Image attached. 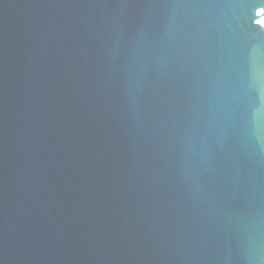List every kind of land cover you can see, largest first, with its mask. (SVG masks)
Here are the masks:
<instances>
[{
  "label": "water",
  "instance_id": "water-1",
  "mask_svg": "<svg viewBox=\"0 0 264 264\" xmlns=\"http://www.w3.org/2000/svg\"><path fill=\"white\" fill-rule=\"evenodd\" d=\"M0 264H264V0H0Z\"/></svg>",
  "mask_w": 264,
  "mask_h": 264
}]
</instances>
